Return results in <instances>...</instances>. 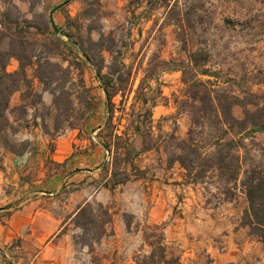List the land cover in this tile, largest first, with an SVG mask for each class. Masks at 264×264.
<instances>
[{"label":"rangeland","instance_id":"obj_1","mask_svg":"<svg viewBox=\"0 0 264 264\" xmlns=\"http://www.w3.org/2000/svg\"><path fill=\"white\" fill-rule=\"evenodd\" d=\"M64 1L0 0L1 45L15 38L31 61L30 87L11 95L13 125L0 134V262L184 264L185 253L186 264H210L202 236L189 229L168 244V219L155 223L150 210L158 197L216 213L229 203L241 224L247 202L240 186L227 197L215 173L187 183L177 162L167 164L175 145L168 136L185 138L191 126L184 67L214 95L237 97L238 118L244 106L264 103V0H68L53 12L55 31L49 13ZM80 48L102 66L103 80L125 66L107 128L99 127L108 114L105 93ZM190 52L206 59L208 74L192 70ZM17 68L10 58L7 70ZM217 130L211 119L195 137L205 145ZM239 154L242 168L264 164V129L246 136ZM179 210L172 215L182 216ZM184 240L194 242L193 255Z\"/></svg>","mask_w":264,"mask_h":264},{"label":"trees","instance_id":"obj_2","mask_svg":"<svg viewBox=\"0 0 264 264\" xmlns=\"http://www.w3.org/2000/svg\"><path fill=\"white\" fill-rule=\"evenodd\" d=\"M68 0L62 3H67ZM60 5L59 7H61ZM178 14V12H176ZM15 38L10 37L5 45L0 43V134L12 127V122L8 117L11 95L18 91L22 85L30 87V77L27 75V65L31 61H24V50L16 48ZM107 51V47H100L99 52ZM78 53L89 63L94 65L91 57L85 49H78ZM18 60V68L13 71L7 70L10 58ZM101 61L103 57L101 56ZM189 61L192 63V70L201 71L208 74L207 70L202 68L205 60H197L193 52L189 54ZM170 65V64H169ZM38 67V66H37ZM124 65L118 66L112 72L111 78L102 79L101 65H94L95 76L100 81L101 87L105 93V104L107 117L101 128H107L111 124L113 113L112 98L117 93V82L120 71ZM182 81L187 84L186 98L184 106L189 108L191 115V126L187 131L185 138H176L172 133L168 136L174 140V148L169 152L167 164L172 165L177 162L183 169V176L187 183L197 184L203 181L207 173H215L217 178L223 183L222 192L231 196L237 185L244 193L247 206L243 210L241 224L247 226L249 233L256 235L264 245V164H249L242 168V159H240L239 149L243 145V139L256 130L264 129V103H251L252 108L244 106L242 117H236L232 110L238 105L240 100L237 97H229L227 94L214 95L213 89L204 81L192 76H187L188 69L182 68ZM191 72V71H190ZM42 80L43 76L38 72L34 75ZM112 89V90H110ZM213 120L218 125V130L209 142L202 145L198 142L195 135L203 133L206 121ZM137 129V128H135ZM112 129V134L116 135ZM121 135H117L120 137ZM6 143V142H5ZM103 146L110 145L102 141ZM7 145V144H6ZM111 149H118L113 146ZM168 150V148H165ZM11 151L12 148H10ZM129 150H127V154ZM117 162H115L116 164ZM6 264L10 261L4 260Z\"/></svg>","mask_w":264,"mask_h":264},{"label":"crops","instance_id":"obj_3","mask_svg":"<svg viewBox=\"0 0 264 264\" xmlns=\"http://www.w3.org/2000/svg\"><path fill=\"white\" fill-rule=\"evenodd\" d=\"M157 106L153 107V111ZM180 193L181 190H176ZM185 192V190H182ZM162 192V191H161ZM165 193L174 200L175 192L168 190ZM170 198L167 199L169 201ZM164 197H158L157 202L150 210L151 219L158 223L168 219L166 225V239L168 244L179 243L185 237L189 229H194L195 233L205 239V246L210 253V264H261L258 255V245H263L259 238L249 233L246 226L240 224V214L229 203L221 206L220 212L216 213L208 205H189L188 203L170 204ZM179 210L183 215L177 217L172 215L174 210ZM203 211V212H199ZM190 223L195 228H190ZM181 247H189L188 250L194 254V242L188 244L186 240L180 242ZM186 251V252H187ZM184 264L190 262L183 253ZM0 264H6L5 261Z\"/></svg>","mask_w":264,"mask_h":264},{"label":"water","instance_id":"obj_4","mask_svg":"<svg viewBox=\"0 0 264 264\" xmlns=\"http://www.w3.org/2000/svg\"><path fill=\"white\" fill-rule=\"evenodd\" d=\"M60 5H62V3H61V4H58L57 6H55V7L50 11V13H49L50 23H51V25H52V27H53V29H54L55 31H57V28H56L55 22H54V20H53V12H54L57 8H59Z\"/></svg>","mask_w":264,"mask_h":264}]
</instances>
